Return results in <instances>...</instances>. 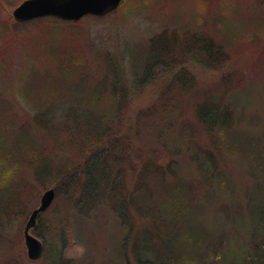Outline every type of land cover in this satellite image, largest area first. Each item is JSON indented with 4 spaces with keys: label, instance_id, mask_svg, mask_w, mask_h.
<instances>
[{
    "label": "rangeland",
    "instance_id": "obj_1",
    "mask_svg": "<svg viewBox=\"0 0 264 264\" xmlns=\"http://www.w3.org/2000/svg\"><path fill=\"white\" fill-rule=\"evenodd\" d=\"M23 1L0 0V136L16 154L18 160H11L23 179L18 206L0 215V264H50L57 250L63 252L62 264H134L138 227L154 229L151 218L140 219L132 210L133 234L121 252L118 243H125V235L112 207L116 198L110 200L105 185L87 193L84 155L91 145L65 113L73 95L95 91L103 92L106 121L115 116L113 105L121 98L117 129L134 128L124 131L126 142L112 152L124 154L127 163L116 165L109 141L100 146L108 148L113 169L123 173L125 192L135 190V174L148 161L166 173L176 165L175 178L195 186L194 205L213 238L224 250L251 247L245 233L252 219L246 214L258 186L264 194V165L252 169L239 153L217 158L216 165L236 185L233 195L221 189L218 195L209 192L198 160L186 153L174 157L171 143L154 140V132L184 137L185 124L195 132V145L208 148L211 138L199 125L195 106L217 97V104L232 111L238 132L251 133L260 148L264 145V0H123L102 18L18 23L13 11ZM144 64L155 78L133 87V70ZM47 118L50 127L43 123ZM19 137L28 140L26 146L15 143ZM49 189L56 198L32 231L44 245L42 258L34 261L24 231ZM241 215L245 220L239 221Z\"/></svg>",
    "mask_w": 264,
    "mask_h": 264
},
{
    "label": "trees",
    "instance_id": "obj_2",
    "mask_svg": "<svg viewBox=\"0 0 264 264\" xmlns=\"http://www.w3.org/2000/svg\"><path fill=\"white\" fill-rule=\"evenodd\" d=\"M45 19L52 20L55 18H39L34 21ZM205 49L212 52V49ZM207 55L212 59L209 53ZM156 67L161 68L159 63L156 64ZM163 68L167 70L165 66ZM150 70H152L151 66L145 64L134 69L132 77L136 78V82L133 83V87L135 85L137 87L147 85L152 81V78H155V73ZM116 92L118 93L115 90L114 94ZM117 93L116 95H118ZM102 95V91L86 93L83 96L73 95L72 103L68 105L69 108L65 114L67 118H70L71 123H74L75 127L81 130L78 132L79 135H82L81 137L91 145L84 155L86 158L83 176L88 189L87 193L94 194L95 191L105 185L110 192V200L116 198L112 207L125 235V243L122 239L118 243L121 252H124L123 250L128 246L126 238L130 239L133 234L134 226L131 222L132 214H130L133 210L140 219L151 218L149 223L152 228L154 227V229L145 226L138 227L131 249L134 264H264V194L261 187L258 186L255 190L256 194L250 197L252 207L246 214L250 215L252 219L251 228L245 233L249 235L247 237L251 240V247H235L237 245L235 244L234 248L224 250L220 239L213 238V229L211 230L204 224L200 209L194 205L195 186L175 178L178 170L176 165L169 166L170 170L166 173L159 167L152 168V162L148 161L135 174V190H131V193L125 192L123 173L113 169L109 160L108 148L100 150V146L104 141H109L114 146L113 149L110 148V154L116 165L127 163L124 154L115 157L112 152L121 148V143L126 142L122 138L125 134L124 131L134 128L119 126L117 129L118 124L121 123V119L118 117L121 98H119L120 101L117 99L113 105L115 116L110 117L108 121L103 118L107 115V111L103 108ZM217 101L219 98L211 97L209 102L201 100L195 106L197 121L211 138L210 148L209 146L206 148L195 145V132L193 133L185 124L183 127V130L186 131L184 137L180 132L171 133L168 131L165 136H160L155 131L154 140L159 141L164 137L163 141H169L171 143L169 149L174 157L186 153L198 160L200 173L203 175L205 183L210 187L209 192L213 191L219 195L221 194L219 189H221L228 195H233L236 185L231 181V176H229L230 178L225 176L226 172L216 165V159L229 156L227 152H231L233 155L239 153L247 157L246 163L252 169L259 171L264 165L261 164L264 162V154L261 153L264 145L260 143L262 146L260 148L256 142L257 139L251 137V133L244 135L238 132V125L232 111L228 107L222 108L217 104ZM54 103L55 101L52 102L51 110L55 106ZM149 116H151V112ZM50 122H53L52 118L43 120L45 126L48 127H50L48 125ZM4 139L0 136V215H9V210L17 207L20 202L18 184H23V179L20 178V171L11 160V158L17 159V156ZM15 143L18 146H26L28 140L25 137H19ZM16 173H18L17 178L14 176ZM36 176L39 178V175ZM170 177H174V179H169ZM17 179L21 180L16 181ZM169 180L170 182H168ZM172 181L174 182L171 183ZM115 191L120 194L114 195ZM91 198L93 197H90L89 200ZM1 217L0 231L3 230ZM245 217V215H241L238 219L243 221ZM223 220H225L224 217ZM228 223L229 226L233 225L232 220ZM2 236L4 238L5 234ZM157 241L160 246L156 245ZM3 242L0 239V244ZM45 247L49 253L51 248L48 247V243H45ZM55 253L50 256L49 263L62 264L61 253L63 252L57 250ZM124 255L128 261L129 258L125 253Z\"/></svg>",
    "mask_w": 264,
    "mask_h": 264
},
{
    "label": "water",
    "instance_id": "obj_3",
    "mask_svg": "<svg viewBox=\"0 0 264 264\" xmlns=\"http://www.w3.org/2000/svg\"><path fill=\"white\" fill-rule=\"evenodd\" d=\"M123 0H25L13 11V18L18 23L39 18L53 17L63 21L77 22L87 16L104 17L115 11ZM56 198V191L49 189L41 198L26 224L24 236L31 260H39L44 253L41 240L32 234L37 227L41 214L46 212Z\"/></svg>",
    "mask_w": 264,
    "mask_h": 264
}]
</instances>
